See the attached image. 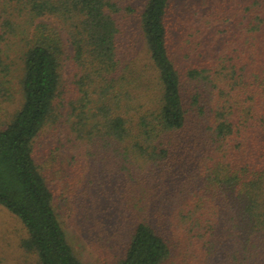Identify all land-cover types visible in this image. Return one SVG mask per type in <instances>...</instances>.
<instances>
[{
	"label": "trees",
	"instance_id": "16d2710c",
	"mask_svg": "<svg viewBox=\"0 0 264 264\" xmlns=\"http://www.w3.org/2000/svg\"><path fill=\"white\" fill-rule=\"evenodd\" d=\"M175 1L0 0V206L38 264H85L71 197L105 264H264V55H223L214 13L175 44Z\"/></svg>",
	"mask_w": 264,
	"mask_h": 264
},
{
	"label": "rangeland",
	"instance_id": "374dc122",
	"mask_svg": "<svg viewBox=\"0 0 264 264\" xmlns=\"http://www.w3.org/2000/svg\"><path fill=\"white\" fill-rule=\"evenodd\" d=\"M197 12L201 13L200 17H203V13L223 15V18L217 22H212L214 17H208L212 28L210 30L212 34L210 39L216 38L220 50L221 46L225 47L226 50L223 55L226 54L228 59L232 56L238 62L240 59L237 56H241V53H244V57L248 56V48L252 46L251 41L248 39L249 37H254V42L257 45H263L264 0H176L174 4L176 16L174 26L176 31H178L179 37L175 35V44H182V37H186L187 32L194 33L195 28H202L200 23L195 24L198 19ZM247 15L253 18H257L255 16L259 15L256 22L257 24L261 23V28H256L251 34H249V28H244L245 30L238 29V23ZM192 27H194L193 31L191 30ZM259 46L258 50H254L259 52L257 57L260 58L264 55V51ZM218 50H214L215 55L216 53H221ZM15 74L16 72L7 78L10 82L6 83V85L0 84V126L5 125L12 114L19 108L22 100ZM73 202L72 197L67 199V202L63 198H59L58 203L56 201L57 212L71 243L85 264H105V254L101 253L100 243L90 239L84 233L85 229L80 225ZM70 210L73 211L71 212ZM73 212L74 214H71ZM25 236L26 234L20 221L8 210L0 206V264H38L37 257L21 247V241Z\"/></svg>",
	"mask_w": 264,
	"mask_h": 264
}]
</instances>
